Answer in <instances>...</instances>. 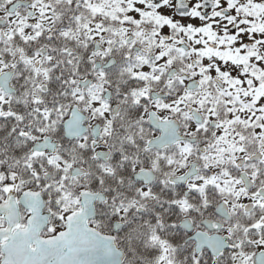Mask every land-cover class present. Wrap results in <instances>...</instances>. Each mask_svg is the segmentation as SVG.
<instances>
[{
    "label": "snow or ice",
    "instance_id": "obj_1",
    "mask_svg": "<svg viewBox=\"0 0 264 264\" xmlns=\"http://www.w3.org/2000/svg\"><path fill=\"white\" fill-rule=\"evenodd\" d=\"M0 264H264V0H0Z\"/></svg>",
    "mask_w": 264,
    "mask_h": 264
}]
</instances>
